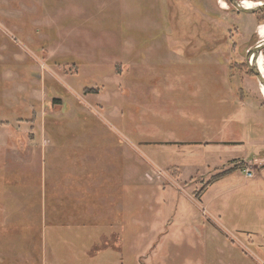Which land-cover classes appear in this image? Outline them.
<instances>
[{
    "label": "rangeland",
    "instance_id": "obj_1",
    "mask_svg": "<svg viewBox=\"0 0 264 264\" xmlns=\"http://www.w3.org/2000/svg\"><path fill=\"white\" fill-rule=\"evenodd\" d=\"M219 1L0 0V264H264L261 23Z\"/></svg>",
    "mask_w": 264,
    "mask_h": 264
},
{
    "label": "water",
    "instance_id": "obj_2",
    "mask_svg": "<svg viewBox=\"0 0 264 264\" xmlns=\"http://www.w3.org/2000/svg\"><path fill=\"white\" fill-rule=\"evenodd\" d=\"M227 2L236 12L246 15H253L258 11H264V4H253L254 6L251 8H245L243 7L242 2L238 0H227ZM262 50H264V41L260 40L256 45L246 52L245 64L247 66L248 72L256 78L258 84L264 89V75H261L255 65L258 57L261 55ZM251 57L254 59L253 64L250 62Z\"/></svg>",
    "mask_w": 264,
    "mask_h": 264
},
{
    "label": "bare ground",
    "instance_id": "obj_3",
    "mask_svg": "<svg viewBox=\"0 0 264 264\" xmlns=\"http://www.w3.org/2000/svg\"><path fill=\"white\" fill-rule=\"evenodd\" d=\"M219 4H220V7H221V8H223V9H226V8H227V5L225 4V2H224L223 0H220V1H219ZM242 5H243V7H245V8H251L252 6H254L251 2H248V1H247V3L242 2ZM256 34H257L258 38H260L262 41H264V23L261 24V25H258L257 30H256ZM253 60H254L253 57H251L250 62H251L252 64L254 63ZM255 65H256L258 71L261 73V75H264V74H262V72L264 71V60H263V58H262L261 55L258 57V59H257V61H256V63H255ZM259 86H260V85H259ZM260 88H261L262 93L264 94V89H263V87L260 86ZM260 93H261V92H260ZM262 93H261V95H262V98H263V100H264V96H263Z\"/></svg>",
    "mask_w": 264,
    "mask_h": 264
},
{
    "label": "trees",
    "instance_id": "obj_4",
    "mask_svg": "<svg viewBox=\"0 0 264 264\" xmlns=\"http://www.w3.org/2000/svg\"><path fill=\"white\" fill-rule=\"evenodd\" d=\"M228 3V2H227ZM255 16H256V20H257V22H258V24H263L261 21L264 19V11H258V12H256L255 14H254ZM260 24V25H261ZM250 74V73H249ZM251 75V74H250ZM232 171H234L233 169H229V170H227V171H225V172H222V173H220V174H218V175H215V176H213V177H211L207 182H206V184L204 185V186H202L201 187V189L198 191V193L196 194V195H194V199L195 200H197V201H199V198H200V196L204 193V191L207 189V187L211 184V183H213V182H215L217 179H219V178H221V177H223V176H225V175H227V174H230Z\"/></svg>",
    "mask_w": 264,
    "mask_h": 264
},
{
    "label": "crops",
    "instance_id": "obj_5",
    "mask_svg": "<svg viewBox=\"0 0 264 264\" xmlns=\"http://www.w3.org/2000/svg\"><path fill=\"white\" fill-rule=\"evenodd\" d=\"M238 1H240V2H245V3H247V1H248V2H251L252 4H264V0H238ZM249 16H252V17H253V20L256 19V16H255L254 14H253V15H249ZM257 126L259 127V124H258ZM255 147H256V146H253L252 149L254 150ZM246 148H247V147H246ZM245 153H248V152L246 151ZM245 153H244V154H245ZM253 153H255V152L253 151V152L248 153V154H251V156H253ZM262 154H264V152H263ZM241 157H242V156H241ZM241 157H239V159H240ZM216 167H217V166H216ZM260 173H262V174L264 173V168L260 171ZM179 175H180V174H179ZM179 175H178V176H179ZM215 175H218V174H215ZM215 175H214V176H215ZM227 175H229V174H227ZM227 175H225V176H223V177L217 179L215 182L211 183V184L207 187V189H206L205 191H207V190H209V189H211V188L217 186V185H218V182H219L221 179H223L224 177H226ZM211 177H213V176H211ZM263 177H264V175H263ZM260 178H262V176H260ZM260 178H259V179H260ZM262 179H264V178H262ZM205 191H204V193H205ZM204 193H203V194H204ZM203 194H202V195H203ZM202 195L200 196L199 200H201ZM210 216L213 217L211 214H210Z\"/></svg>",
    "mask_w": 264,
    "mask_h": 264
},
{
    "label": "built area",
    "instance_id": "obj_6",
    "mask_svg": "<svg viewBox=\"0 0 264 264\" xmlns=\"http://www.w3.org/2000/svg\"><path fill=\"white\" fill-rule=\"evenodd\" d=\"M243 173L245 174V177L248 179H251L253 177V174L249 169H244Z\"/></svg>",
    "mask_w": 264,
    "mask_h": 264
},
{
    "label": "flooded vegetation",
    "instance_id": "obj_7",
    "mask_svg": "<svg viewBox=\"0 0 264 264\" xmlns=\"http://www.w3.org/2000/svg\"><path fill=\"white\" fill-rule=\"evenodd\" d=\"M262 96V95H261Z\"/></svg>",
    "mask_w": 264,
    "mask_h": 264
}]
</instances>
